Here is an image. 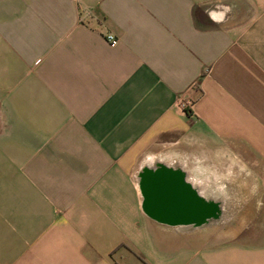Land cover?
Wrapping results in <instances>:
<instances>
[{
	"label": "crops",
	"instance_id": "1",
	"mask_svg": "<svg viewBox=\"0 0 264 264\" xmlns=\"http://www.w3.org/2000/svg\"><path fill=\"white\" fill-rule=\"evenodd\" d=\"M159 164L255 241L147 215ZM0 264H264V0H0Z\"/></svg>",
	"mask_w": 264,
	"mask_h": 264
},
{
	"label": "water",
	"instance_id": "2",
	"mask_svg": "<svg viewBox=\"0 0 264 264\" xmlns=\"http://www.w3.org/2000/svg\"><path fill=\"white\" fill-rule=\"evenodd\" d=\"M163 164L144 168L140 173L143 208L151 218L172 225L188 224L200 227L217 217L218 208L211 201L203 200L180 171Z\"/></svg>",
	"mask_w": 264,
	"mask_h": 264
},
{
	"label": "rangeland",
	"instance_id": "3",
	"mask_svg": "<svg viewBox=\"0 0 264 264\" xmlns=\"http://www.w3.org/2000/svg\"><path fill=\"white\" fill-rule=\"evenodd\" d=\"M151 153H147L146 155H143L139 161V163H145L149 165H153L157 163L158 161H170V150L168 147V144H166V147L163 149V151L160 150H152L150 151ZM159 153V154H158ZM199 179H202V176L198 177ZM202 180H205L202 179ZM207 181V180H206ZM215 182L218 181L214 180ZM220 188V193L223 194V189L225 188L223 185L219 186ZM224 187V188H223ZM218 188V187H217ZM225 199L227 202L226 208H228V211L230 212V217L228 220H226L224 223L219 224V225H208L202 228L195 229V236L201 237L202 234H209L210 236L214 235L215 233H219L220 236H215L217 238L216 242L218 241H226V242H231V241H239V240H244V241H255L251 235V233L256 232L255 230L258 228H261V225L257 224H250L248 221V217L245 218V220L248 223H241V220L243 221V218H241V215H249L248 210L246 209V213L239 214V207L235 206L233 203L234 201L232 200V192L229 190V188L226 187V190L224 191ZM218 218H215L214 220H217ZM219 229V230H218ZM203 231V232H202ZM218 235V234H217ZM202 242V241H200Z\"/></svg>",
	"mask_w": 264,
	"mask_h": 264
},
{
	"label": "bare ground",
	"instance_id": "4",
	"mask_svg": "<svg viewBox=\"0 0 264 264\" xmlns=\"http://www.w3.org/2000/svg\"><path fill=\"white\" fill-rule=\"evenodd\" d=\"M203 183H204V185H203ZM194 186L199 191L200 195H202L203 197H205L207 199H216L218 196L221 195V193H219V191H218L219 188H217V187H219V185L216 182L214 184L211 180L206 181V179H205V181H203L202 179L201 180L195 179ZM225 202H227V201H225L224 199L223 200L220 199L221 208H222L221 216L217 220H213L214 218H211L207 222L203 223L200 227L208 226V225H215V224L219 225V224L224 223L226 220H228V218L230 217V212L228 211V208H226L227 206H226ZM215 218H217V217H215Z\"/></svg>",
	"mask_w": 264,
	"mask_h": 264
},
{
	"label": "built area",
	"instance_id": "5",
	"mask_svg": "<svg viewBox=\"0 0 264 264\" xmlns=\"http://www.w3.org/2000/svg\"><path fill=\"white\" fill-rule=\"evenodd\" d=\"M107 40L110 45H115L117 43V38L111 34L107 36ZM191 88L197 90V84L194 83L193 85H191ZM194 101L195 98L192 95L184 93L179 96L177 102L181 107L185 109V111H187L188 114H191Z\"/></svg>",
	"mask_w": 264,
	"mask_h": 264
},
{
	"label": "flooded vegetation",
	"instance_id": "6",
	"mask_svg": "<svg viewBox=\"0 0 264 264\" xmlns=\"http://www.w3.org/2000/svg\"><path fill=\"white\" fill-rule=\"evenodd\" d=\"M175 170V169H174ZM178 171H180V170H178ZM203 181H205V180H203ZM203 185H204V183H203Z\"/></svg>",
	"mask_w": 264,
	"mask_h": 264
},
{
	"label": "clouds",
	"instance_id": "7",
	"mask_svg": "<svg viewBox=\"0 0 264 264\" xmlns=\"http://www.w3.org/2000/svg\"><path fill=\"white\" fill-rule=\"evenodd\" d=\"M210 19H211V17H210ZM213 22H216V21H213Z\"/></svg>",
	"mask_w": 264,
	"mask_h": 264
}]
</instances>
